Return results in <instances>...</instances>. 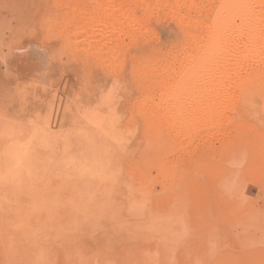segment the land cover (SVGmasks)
Segmentation results:
<instances>
[{"label":"rangeland","instance_id":"obj_1","mask_svg":"<svg viewBox=\"0 0 264 264\" xmlns=\"http://www.w3.org/2000/svg\"><path fill=\"white\" fill-rule=\"evenodd\" d=\"M232 1L0 0V264H264V0Z\"/></svg>","mask_w":264,"mask_h":264},{"label":"bare ground","instance_id":"obj_2","mask_svg":"<svg viewBox=\"0 0 264 264\" xmlns=\"http://www.w3.org/2000/svg\"><path fill=\"white\" fill-rule=\"evenodd\" d=\"M110 1H111V0H110ZM233 1H234V0H233ZM233 1H232V2H233ZM236 1H237V0H236ZM242 1H243V0H242ZM240 2H241V1L237 2V4H235V5H237V6L239 7V4H238V3H240ZM245 2H246V1L244 0V1H243V5L245 4ZM246 3H247V2H246ZM229 4L231 5V2H229ZM253 4H255V1H254ZM259 4H260V3H259ZM243 5L240 4V9L238 8L239 12H241L243 9H244V10L247 9L246 6H244L243 8H241ZM227 6H228V4H227ZM247 6H248V5H247ZM111 7H113L112 3H111ZM115 7H116V6H115ZM231 7H233V5H231ZM248 7H249V6H248ZM107 8H108V7H107ZM245 8H246V9H245ZM113 9H114V7H113ZM114 10H115V9H114ZM238 10H237V11H238ZM237 11H235V9H234L233 12H237ZM244 12H245V11H244ZM120 13H123V12H120ZM237 13H238V12H237ZM242 13H243V12H242ZM123 14H124V13H123ZM121 15H122V14H121ZM247 23H248V22H247ZM215 24H216V22H215ZM243 24H244V22H243ZM250 24H251V22H249V24H248V25H249V28L251 27V25H252V27H256V25L254 26L253 24H251V25H250ZM246 25H247V24H246ZM236 28H237V27H236ZM239 28H240V27H239ZM210 29H211V28H210ZM210 29H209V31H210ZM231 29H232V28H231ZM250 29H251V28H250ZM250 29H249V30H250ZM211 30H212V29H211ZM228 30H230V29H228ZM232 30H233V29H232ZM232 30H230V31L232 32ZM234 30H235V29H234ZM238 30H239V29H238ZM252 30H254V28H252ZM250 31H251V30H250ZM212 32H213L212 34H215V35L213 36V38H218V37H219V36H218V33H219V24H216V25L213 27V31H212ZM225 32H227V31L225 30L224 33H223V35L225 34ZM228 32H229V31H228ZM251 32H252V31H251ZM251 32H250V34H251ZM229 33H230V32H229ZM237 33H241V31H240V32L238 31ZM210 34H211V33H210ZM231 34H234V33L232 32ZM250 34H249V35H250ZM229 35H230V34H229ZM241 35H242V34H241ZM227 36H228V35H225V38H226ZM244 36H245V35H244ZM247 36H248V34H247ZM247 36H246V37H247ZM233 37H234V36H233ZM242 37H243V36H242ZM248 37H250V36H248ZM251 37H252V39L254 38V33H253V35H252ZM251 37H250V38H251ZM255 37H256V36H255ZM234 38H235V37H234ZM250 38H249V39H250ZM239 39H240V36H239ZM262 39H263V38H262ZM217 40H218V39H217ZM245 40H246V39H245ZM247 40H248V39H247ZM247 40H246V42L240 40L238 43H236V45H234V46H235V49H234L233 52H232L233 54H231L233 57H237V58L240 60V62L243 61L244 64H245V63H248V61H249V59H250V56H251V55H250L251 52H249V51H242V50H243L242 47H245V49H247L246 47H247L248 45H250L251 43H252V44H251L252 46H254V45H256V44L259 45V43H260L261 41L264 43V39H263V40H260V39H256V38H254L253 41L251 40V43H250V44L248 43ZM237 41H238V40H237ZM233 42H234V41H233ZM235 42H236V41H235ZM212 43H213V42H212ZM247 43H248V44H247ZM208 44H209V45H208ZM208 44H207L208 48H206V51H205V52L207 53V58L204 59V61H201V64L199 65V66H201V67H207V66H209V67H207V69H205V70L207 71V73H209V72H208V68H210V66H211V63H210V61H211V56H212L215 52H216V53L218 52V53L221 54V55H226V54L228 55L229 52H231V51H229V50H227V49H226V50H225V49H220V50H219V49L217 48V47H219V46H216V45L213 46V45H211V43H208ZM224 44H225V43H224ZM226 44H227V43H226ZM246 44H247V45H246ZM210 45H211V46H210ZM231 45H232V43H231ZM231 45H230V46H231ZM209 46H210V47H209ZM222 46L224 47L225 45H222ZM227 46H229V45L227 44ZM234 46H233V48H234ZM261 46H263V45H261ZM204 47H205V46H204ZM248 47H249V46H248ZM221 48H222V47H221ZM225 48H226V47H225ZM230 48H231V47H230ZM231 49H232V48H231ZM249 49H250V48H249ZM205 52H203L204 56H205ZM240 52H242V53H240ZM236 53H237V54L240 53V56H239V55H238V56L235 55ZM258 55H259V54H258ZM258 55H257V56H258ZM188 56H189V55H188ZM190 56H191V57H190V59H191L192 56H193V54L190 55ZM200 56H201V55H200ZM202 56H203V55H202ZM194 57H198V58H199L198 55H196V56H194ZM255 57H256V56H255ZM188 58H189V57H188ZM200 58H201V57H200ZM214 58H215V54H214ZM253 58H254V57H253ZM253 58H251V59L253 60ZM193 59H194V61L197 60L196 58H193ZM219 59H220L219 61L221 62V60L223 59V56H219ZM251 59H250V61H252ZM258 59H259V57H258ZM187 60H189V59H187ZM191 60H192V59H191ZM213 60H214V59H213ZM215 60L217 61L218 59H215ZM215 60H214V61H215ZM239 60H238V62H239ZM254 60H257V59L254 58ZM198 61H199V59H198ZM198 61H197V63H198ZM222 61H223V60H222ZM250 61H249V62H250ZM192 62H193V61H192ZM240 62H239V64H241ZM193 63H194V62H193ZM212 63H214V62H212ZM215 63H217V62H215ZM222 63H224V62H222ZM243 63H242V65H243ZM239 64H238V65H239ZM189 65H190V64H189ZM189 65H188V68H189ZM234 65H235V64H234ZM236 65H237V64H236ZM195 66H196V65H195ZM199 66H198V68H199ZM219 66H220V65H219ZM221 66H222V65H221ZM225 66H226V65H225ZM227 66H229V65H227ZM246 66H247V65H246ZM186 67H187V66H186ZM211 67H212V66H211ZM216 67H217V66H216ZM216 67H215V68H216ZM233 67H234V66H233ZM212 68H213V67H212ZM222 68H223V66H222ZM230 68H231V67H230ZM239 68H241V67H239ZM239 68H235V70H236V71H237V70H240ZM185 69H186V68H184V70H185ZM191 69H192V68H191ZM194 69H195V67H194ZM194 69H193V70H194ZM196 69H197V68H196ZM199 69H201V68H199ZM217 69H218V68H217ZM217 69H216V70H217ZM224 69H225V68H224ZM232 69H234V68H232ZM184 70H183V71H184ZM202 70H204V69H202ZM202 70H201V71H202ZM205 70H204V71H205ZM210 70H214V69H211V68H210ZM210 70H209V71H210ZM216 70H214L215 73H217ZM228 70H229V69H228ZM189 71H190V69H189ZM197 71H198V70H197ZM204 71H203V72H204ZM226 71H227V70H226ZM187 72H188V70H187ZM191 72H192V71H191ZM222 72H223V71H222ZM227 72H228V71H227ZM230 72H231V71H230ZM233 72H234V71H233ZM183 73H184V72H183ZM185 73H186V72H185ZM197 73H198V72H196V74H197ZM200 73H201V72H200ZM204 73L206 74V77H205V78L208 79V81H209V78H211V73H212V72L210 73V77H209V78H208L209 75L207 76V73H206V72H204ZM228 73H229V72H228ZM228 73H225V74L228 75ZM235 73H236V72H235ZM189 74H190L189 72H188L187 74H185V77L189 78ZM196 74H194V75L196 76ZM201 74H202V73H201ZM201 74H200V75H201ZM205 74H203V76H204ZM212 74H214V72H213ZM218 74H220V73H218ZM218 74H216V75L218 76ZM222 74H224V73H222ZM229 74H230V73H229ZM231 74H233V73H231ZM238 74H239V71H238ZM194 75H193V76H194ZM216 75H215V76H216ZM239 75H240V74H239ZM239 75H238V77H239ZM212 76H213V75H212ZM222 76H224V75H222ZM181 77H182V76H181ZM183 77H184V75H183ZM190 78H191V77H190ZM205 78H204V80H205ZM243 78H244V77H243ZM212 79H213V78H212ZM214 79L217 80L216 77H215ZM220 79H222V77H221ZM180 80H182V79H180ZM218 80H219V78H218ZM218 80H217V82H218ZM223 80H225V78H224ZM223 80H222V81H223ZM244 80H245V79H244ZM188 81H189V79H188ZM213 81H214V80H213ZM222 81L220 80V82H221L220 84H222ZM205 82H206V81H205ZM211 82H212V80H210V81L208 82V85H209V83H210V85H212ZM214 82H215V81H214ZM217 82H215L216 85H217ZM239 82H240V81H239ZM241 82H242V81H241ZM218 83H219V82H218ZM224 83H225V81H224ZM224 83H223V84H224ZM226 83H227V82H226ZM226 83H225L224 85H226ZM178 84H179V83H178ZM188 84H189V82H188ZM188 84H187V83H184V84L181 83L182 86L180 85V89H179V87H178L177 90L180 91V90H181V87H184L185 89H187ZM220 84H219V85H220ZM228 84H229V83H228ZM228 84H227V85H228ZM242 84H243V83H242ZM229 85H230V84H229ZM229 85H228V86H229ZM178 86H179V85H178ZM212 86H213V85H212ZM214 86H215V84H214ZM214 86H213V88H214ZM240 86H241V85H240ZM207 87H208V86H207ZM221 87H222V86H221ZM189 88H190V87H189ZM193 88H194V87H193ZM198 88H199V87H197V89H198ZM210 88H211V87H210ZM210 88H209V89H210ZM215 88H216V86H215ZM226 88H227V86H226ZM241 88H242V87H241ZM175 89H176V88H175ZM197 89H196V90H197ZM205 89H207V88H204V90H205ZM209 89H207V90H209ZM221 89L224 90L225 88L223 87V88H221ZM227 89H228V88H227ZM235 89H237V88H235ZM177 90H176V91H177ZM196 90H195V88H194V91H193V90H189V91H190V92L193 91V93L191 92L192 95H193L194 92H195ZM216 90H217V89H216ZM222 90H220V91H222ZM185 91H186V90H185ZM189 91L187 90L188 93H189ZM213 91H214V90H213ZM217 91H219V89H218ZM220 91H219V92H220ZM182 92H183V91H182ZM200 92H201V90H200ZM202 92H204L203 89H202ZM207 92H210V91H207ZM223 92H224V91H223ZM195 93H197V92H195ZM198 93H199V92H198ZM204 93H205V92H204ZM210 93H211V92H210ZM214 93H216V91H215ZM218 94H219V93H218ZM220 94H221V92H220ZM236 94H238V93H236ZM187 95H188V94H186V96H187ZM192 95H191V96H192ZM194 95H195V94H194ZM200 95H201V94H200ZM215 95H216V94H215ZM221 95H222V94H221ZM209 96H210V95H209ZM211 96H212V95H211ZM211 96H210V98H211ZM230 96H231V95H230ZM188 97H190V95H189ZM205 97H206V96H205ZM226 97H227V96H226ZM228 97H229V96H228ZM186 98H187V97H186ZM190 98H191V99H194V98H192V97H190ZM195 98H196V97H195ZM207 98H208V97H207ZM207 98H205V99H206V104H207V102H208V103L211 102V101H210V102L207 101V100H208ZM219 98L222 99V96L219 97ZM201 99H202V98H201ZM201 99L198 98L197 101H195L196 104L199 103ZM211 99H213V98H211ZM211 99H210V100H211ZM215 99H216V96H215ZM217 99H218V97H217ZM217 99H216V100H217ZM216 100H215V101H216ZM224 100H225V99H224ZM224 100H223V101H224ZM223 101H222V102H223ZM229 101H230V100H229ZM192 102H193V101H192ZM195 102H194V103H195ZM201 102H202V100H201ZM201 102H200V103H201ZM218 102H219V101H218ZM211 103H212V102H211ZM211 103H210V104H211ZM220 103H221V101H220ZM220 103H217V105H216V102L214 103V99H213V104H214L213 106H215V105L218 106V104H220ZM224 103H225V102H224ZM226 104H227V103H226ZM207 105H208V104H207ZM222 105H223V104H222ZM210 106H211V105H210ZM226 106H227V105H226ZM219 107H220V106H219ZM221 107H222V106H221ZM228 107H229V105H228ZM215 108H216V107H215ZM224 109H225V108H224ZM213 110H214V108H213ZM215 110H216V109H215ZM218 111H219V110H218ZM215 112H216V111H215Z\"/></svg>","mask_w":264,"mask_h":264}]
</instances>
